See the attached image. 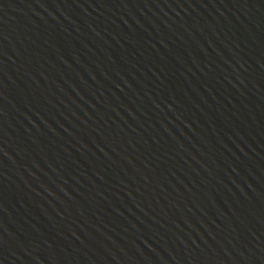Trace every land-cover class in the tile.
<instances>
[{"label":"water","instance_id":"water-1","mask_svg":"<svg viewBox=\"0 0 264 264\" xmlns=\"http://www.w3.org/2000/svg\"><path fill=\"white\" fill-rule=\"evenodd\" d=\"M0 264H264V0H0Z\"/></svg>","mask_w":264,"mask_h":264}]
</instances>
